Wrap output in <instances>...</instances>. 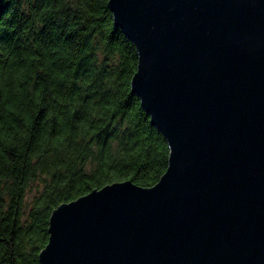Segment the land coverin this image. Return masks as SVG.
<instances>
[{"label":"water","instance_id":"1","mask_svg":"<svg viewBox=\"0 0 264 264\" xmlns=\"http://www.w3.org/2000/svg\"><path fill=\"white\" fill-rule=\"evenodd\" d=\"M107 4L167 166L59 203L40 264H264V0Z\"/></svg>","mask_w":264,"mask_h":264},{"label":"trees","instance_id":"2","mask_svg":"<svg viewBox=\"0 0 264 264\" xmlns=\"http://www.w3.org/2000/svg\"><path fill=\"white\" fill-rule=\"evenodd\" d=\"M136 62L107 0H0V264H40L59 203L159 179L168 144L130 91Z\"/></svg>","mask_w":264,"mask_h":264},{"label":"rangeland","instance_id":"3","mask_svg":"<svg viewBox=\"0 0 264 264\" xmlns=\"http://www.w3.org/2000/svg\"><path fill=\"white\" fill-rule=\"evenodd\" d=\"M35 192V189H31L28 193H27V196L28 197H31V195Z\"/></svg>","mask_w":264,"mask_h":264}]
</instances>
